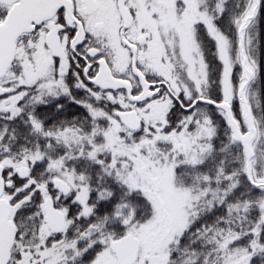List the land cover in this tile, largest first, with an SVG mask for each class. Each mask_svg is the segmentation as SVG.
<instances>
[{
    "label": "snow or ice",
    "instance_id": "obj_1",
    "mask_svg": "<svg viewBox=\"0 0 264 264\" xmlns=\"http://www.w3.org/2000/svg\"><path fill=\"white\" fill-rule=\"evenodd\" d=\"M0 264H264V0H0Z\"/></svg>",
    "mask_w": 264,
    "mask_h": 264
}]
</instances>
